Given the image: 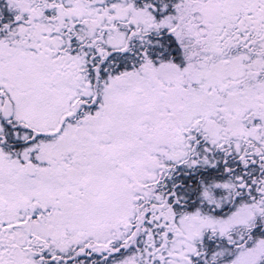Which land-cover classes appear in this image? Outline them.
<instances>
[{
    "label": "snow or ice",
    "instance_id": "obj_1",
    "mask_svg": "<svg viewBox=\"0 0 264 264\" xmlns=\"http://www.w3.org/2000/svg\"><path fill=\"white\" fill-rule=\"evenodd\" d=\"M0 264H264V0H0Z\"/></svg>",
    "mask_w": 264,
    "mask_h": 264
}]
</instances>
